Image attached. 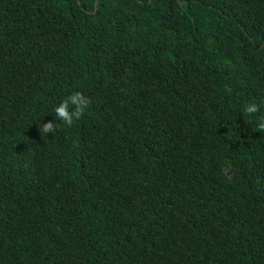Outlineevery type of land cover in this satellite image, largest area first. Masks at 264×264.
Listing matches in <instances>:
<instances>
[{"label": "trees", "instance_id": "trees-1", "mask_svg": "<svg viewBox=\"0 0 264 264\" xmlns=\"http://www.w3.org/2000/svg\"><path fill=\"white\" fill-rule=\"evenodd\" d=\"M79 1L0 0V264H264V0Z\"/></svg>", "mask_w": 264, "mask_h": 264}, {"label": "clouds", "instance_id": "clouds-1", "mask_svg": "<svg viewBox=\"0 0 264 264\" xmlns=\"http://www.w3.org/2000/svg\"><path fill=\"white\" fill-rule=\"evenodd\" d=\"M89 104L88 98L80 91H73L66 97L54 105L56 120L65 125H71L74 119H78L85 112ZM242 111L244 114H256L258 112V104L255 101H248L243 105ZM256 128L264 130V117H257ZM39 131L42 134L55 131L53 120L39 124Z\"/></svg>", "mask_w": 264, "mask_h": 264}, {"label": "water", "instance_id": "water-1", "mask_svg": "<svg viewBox=\"0 0 264 264\" xmlns=\"http://www.w3.org/2000/svg\"><path fill=\"white\" fill-rule=\"evenodd\" d=\"M77 2L79 3L80 1H79V0H77ZM95 3H96V1H95Z\"/></svg>", "mask_w": 264, "mask_h": 264}]
</instances>
